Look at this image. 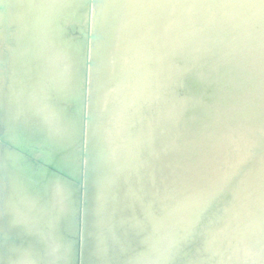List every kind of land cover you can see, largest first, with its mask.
Returning <instances> with one entry per match:
<instances>
[{"label": "bare ground", "instance_id": "obj_1", "mask_svg": "<svg viewBox=\"0 0 264 264\" xmlns=\"http://www.w3.org/2000/svg\"><path fill=\"white\" fill-rule=\"evenodd\" d=\"M93 1L0 0V133L85 146L81 264H264V0ZM28 171L0 145V264H74Z\"/></svg>", "mask_w": 264, "mask_h": 264}, {"label": "water", "instance_id": "obj_2", "mask_svg": "<svg viewBox=\"0 0 264 264\" xmlns=\"http://www.w3.org/2000/svg\"><path fill=\"white\" fill-rule=\"evenodd\" d=\"M90 3L94 2L93 0H89ZM89 3V4H90ZM86 40L87 45L91 43L92 38H94L95 34L91 33L89 29L87 31H83V34H80ZM88 64H89V60ZM87 85L85 86V92L87 91ZM84 92V93H85ZM88 100L87 93L84 97V111L85 105ZM72 113H76L75 109H73ZM82 118L83 121V131L87 121V114L83 112L82 114H77ZM15 135V138L14 136ZM8 137V138H5ZM42 136L34 135L29 133L26 135L24 131L13 132L11 135L0 133V145L6 148V151L13 154L18 160V164L21 169L29 170L28 176L33 180L34 183L39 184L42 180L41 177L45 175H52L56 177H60L63 179L67 185H70L77 194V217L75 218L77 223V235L74 236V242L76 245L75 252V263L81 264V247H82V232H83V207H84V190H85V167L83 164V159L85 156V146L81 145V153L80 160L81 164L79 165V172L76 174L68 173L66 170H62L63 165H57L55 163L58 162V159L55 158L54 155H51L48 150H51V147L42 139ZM57 161V162H55ZM55 162V163H54ZM65 168V167H64ZM31 169V170H30ZM51 176V177H52ZM1 238V237H0ZM10 239V238H9ZM1 240H8L7 238H1Z\"/></svg>", "mask_w": 264, "mask_h": 264}, {"label": "rangeland", "instance_id": "obj_3", "mask_svg": "<svg viewBox=\"0 0 264 264\" xmlns=\"http://www.w3.org/2000/svg\"><path fill=\"white\" fill-rule=\"evenodd\" d=\"M1 31L3 32V33L1 32V33H2V35H5V34H6V32H5V31H3V30H1Z\"/></svg>", "mask_w": 264, "mask_h": 264}]
</instances>
